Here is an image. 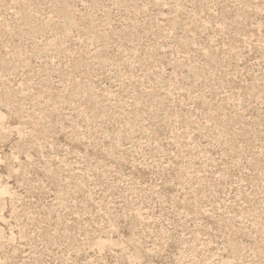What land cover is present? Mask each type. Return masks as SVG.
Instances as JSON below:
<instances>
[{"label": "rangeland", "instance_id": "1", "mask_svg": "<svg viewBox=\"0 0 264 264\" xmlns=\"http://www.w3.org/2000/svg\"><path fill=\"white\" fill-rule=\"evenodd\" d=\"M0 264H264V0H0Z\"/></svg>", "mask_w": 264, "mask_h": 264}]
</instances>
